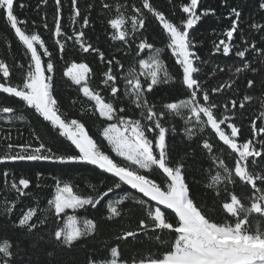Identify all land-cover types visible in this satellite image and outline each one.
<instances>
[{
	"label": "snow or ice",
	"instance_id": "1",
	"mask_svg": "<svg viewBox=\"0 0 264 264\" xmlns=\"http://www.w3.org/2000/svg\"><path fill=\"white\" fill-rule=\"evenodd\" d=\"M223 2L226 4L227 0ZM69 3V25H79L78 29L72 27L70 34L62 23V0H54V28H50L47 13L43 18V28L51 30L55 37L50 51L41 35L31 30L27 20L18 16L17 0H0V15L4 16L25 49L24 62L10 66L0 59V96L18 98L43 124V127L31 128L34 143H7L0 151V164L46 162L62 173L60 176L49 174L53 192L47 200V207L41 210L45 214L44 219L34 221L38 208L28 206L26 210L21 208L14 226L31 235L38 223L48 220L49 214L51 223L55 224L62 214L67 216L69 209L74 213L97 209L102 202L109 213L107 218L112 219L121 216L120 206L125 201H131L139 211L137 228L123 230L116 240L128 242L129 238L138 239L142 233L161 247L147 255L137 253L124 258L118 244L110 248V258L101 261L86 258L80 264H264V229L259 227L258 220L255 221V229L249 226L253 223L250 219L253 213L264 217V167H258V161L264 163V111L251 121L250 139L243 138V125L237 124L229 115L237 107V100L230 96L239 91L237 81L242 74L247 89H264V67H261L264 66V46H258L254 40L249 41L246 29L240 28L241 11L236 7L230 8L228 18L234 16L235 19L224 33L227 42L225 39L218 43L214 41L210 50V54L221 53L222 50V54L227 56L235 49L234 56L239 58L238 66L234 70L228 69L229 78L221 82L215 69L204 71L209 60L198 54L199 41L190 32L202 17L215 15V8H201L202 0L180 4V11L186 16L166 15L156 6V0H135L126 6L117 5L116 18L107 21L115 30L111 38L127 45L126 50L118 51L136 58L139 69L147 70L138 72L135 66H130L123 77L121 60L114 53L102 51L88 35L92 30L90 12L94 5L87 0H69ZM173 3L174 0H168L169 5ZM47 4L48 0H39L37 7ZM99 4L102 10L112 8L107 0H99ZM24 7L19 4V8ZM123 7L128 8L131 15H125L121 11ZM198 8L201 9L199 13ZM258 8L264 11V0H258ZM153 22H158V27L162 26L159 35L164 38L161 40L164 47L156 46L149 32V24ZM34 24L35 21L32 22ZM247 29L262 33L264 23L253 22L247 25ZM236 33L240 38L233 42ZM67 41H72L77 48L70 52ZM38 48L43 49L42 53ZM8 49L11 52V42ZM167 50H170L169 60L175 57L169 66L163 59ZM80 53H95L103 64L102 90L91 86L88 79L91 69L85 63H72L71 68L63 73L72 85L78 86L77 91L89 103L88 111L96 116L98 123L91 126L79 116L72 117L62 110L64 106L57 91V64L68 55ZM144 53H147L146 58L142 56ZM249 53L257 59L249 60ZM42 56L48 59L42 61ZM176 65L179 66L176 70L179 87L185 98H170V102H165L163 97L157 100V93L163 86H175L176 81L169 69ZM249 72L257 73L259 80L248 78ZM104 92L108 93L107 98ZM252 99V95H244L239 107L243 109L244 102ZM76 102L73 100L72 106ZM261 107L264 108V102ZM80 111L87 115V111ZM16 113L14 106H0V120L8 124L16 118L24 119L17 117ZM177 117L183 120L189 138L210 129L214 133L213 140L218 137V142L235 154L231 157V167L224 159L212 157L223 172L221 175L218 171L212 177L213 184L223 180L243 190V194L228 191V197L221 205L226 215H212L193 193L192 184L188 182V165L174 154L168 135L170 131L175 132V126H169V120ZM222 125L230 132H226ZM238 138L243 142L238 143ZM2 139L10 140L11 136ZM53 140H59L60 146ZM213 147L212 141L203 140L202 149L207 153L212 154ZM77 166L99 170L104 176L100 187L89 184L91 193L79 191V186L63 174L65 168ZM0 174L5 178V187L15 190L18 197H27L26 190L32 183L36 182V187H40L39 181L45 177L43 171L24 174L17 171L12 174L9 185L10 170L5 168ZM118 193L123 195L118 196ZM216 195H220L218 190ZM114 197H118L115 203ZM15 208L13 201L5 211L11 214ZM96 229L97 224L92 219L85 218L81 222L76 215H71L67 216L65 226L54 230L53 235L61 250H72L82 238L92 237ZM37 239L42 240L43 237ZM14 256L12 243L4 239L0 243V264H16Z\"/></svg>",
	"mask_w": 264,
	"mask_h": 264
},
{
	"label": "trees",
	"instance_id": "2",
	"mask_svg": "<svg viewBox=\"0 0 264 264\" xmlns=\"http://www.w3.org/2000/svg\"><path fill=\"white\" fill-rule=\"evenodd\" d=\"M112 5L109 10H102L99 4V0H87V3H91L94 7L90 12V19L92 22V30L88 31V35L92 42L96 44L105 53H114L117 58L124 64V69L121 70V77L127 74V69L130 66H135L136 70L139 69L138 64L135 63L136 58L130 55H124L123 52L118 49H127V45L122 44L119 40H113L112 33L115 31L108 24V20L116 18V6L117 5H128L135 0H107ZM189 0H174L172 5L168 4V0H156V6L159 9L165 11L166 15L175 13L177 16H186L180 11V4L187 3ZM39 0H17V14L21 19L28 21L31 26V30L38 32L41 38L44 40L45 45L51 51L55 37L52 35V31L43 28V18L47 13V20L50 28H54L52 24V15L54 8V0H48L47 6L41 5L37 7ZM64 5V12L62 23L64 27L71 33V28H79V25H69V12L70 7L69 0H62ZM19 4L25 5L24 8H19ZM212 7L215 8V15H208L202 17L201 21L197 23L193 30H190L191 35L197 41H199V55L202 58L209 60V65L204 66L205 72H211L213 69L216 70V77L220 78L221 82L224 79H228L230 73L228 69L231 67L234 70L235 66H238L239 58L234 56L233 53L225 56L221 53L210 54V50L213 48V42H219L220 39L227 38L224 35L228 27L231 25L232 19L235 17L228 18L230 8L236 7L241 11L240 17V28L246 29L247 38L249 41H256L258 46H264L262 38H264V32L257 33L254 29H247V25L256 22L264 23V11L258 8V0H227L225 4L223 0H202L201 8ZM83 10V9H82ZM121 11L125 15H131L128 8L123 7ZM201 11L198 8V13ZM35 24L32 25V22ZM158 22L149 24V32L152 38L156 41V46L164 47V43L161 42L163 37L159 35L162 26L158 27ZM166 37V33L164 34ZM239 33L234 34L233 42L239 40ZM11 42V52L8 49V43ZM66 46L71 52L77 46L73 45L72 41H67ZM24 46L15 37L13 30L7 24L4 16L0 15V59H3L10 66L16 62H24ZM58 51V50H57ZM170 50L164 54L163 59L166 66L174 63L175 57L171 60L168 59ZM146 58L147 53L142 54ZM247 58L249 60H256L254 54L249 53ZM48 57H42L43 61H46ZM72 63L80 64L85 63L88 65L91 71L88 74V79L92 87L97 90H102L103 85L100 83L102 79L103 64L99 61V58L95 53L89 55L88 53H80L79 55H68L64 60L57 64L56 78L58 81V94L61 97L63 104V111L68 112L72 117L79 116L83 121L87 122L88 126H91L94 122H97L96 116H93L89 109V103L86 98L83 97L82 93L77 91L78 86L71 84V80L64 76L63 73L72 65ZM179 66L170 67V73L173 75V80L176 81L174 85L163 86L157 93V100L161 97L164 98L165 102H170V98L174 100L185 98L182 94V90L179 87V80L177 74V68ZM264 67V66H261ZM224 71L221 72L220 69ZM248 78H255L259 80L257 73H247ZM143 79V77H141ZM215 82V81H214ZM99 85V87H97ZM239 91L232 93L230 98L237 100V107L233 113H229L233 116V119L237 124H242L241 129L242 136L245 139L251 138L250 126L251 121L259 115L260 111H264L261 107L264 102V89L256 87L254 89H247L246 80L243 78V74L237 81ZM121 87H123V81L121 80ZM107 98L108 93H103ZM252 95L251 101L244 102V108L239 107L240 102L244 95ZM76 100L75 106H72V101ZM11 105L17 108V117H24V119L16 118L12 124H8L7 121L0 120V151H3L6 144L11 142L14 144H22L25 142L34 143L31 137V128L43 127L40 118L34 116L30 109L25 108L18 98L0 96V106ZM87 111V115H84L80 110ZM131 112V107L129 108ZM102 119V118H101ZM98 123V122H97ZM259 124L260 121H257ZM175 126V132H169L170 143L173 146V152L177 158H182L186 161L189 170L188 182L192 184V191L197 196V199L210 211L214 216L226 215V212L221 208L223 202L228 197V191L234 190L238 194H243V190L239 186L232 184H226L223 180L217 184H213L212 177L220 174L223 175L222 170H219L217 165L213 162L212 157L215 156L219 159H224L225 162L231 167L233 164L231 153L227 146L223 145L222 142H218V137L213 140L214 133L210 129L204 133H196L189 138V135L185 131V125L183 120L180 118H170L169 126ZM190 127V126H189ZM222 128L225 126L222 125ZM93 131H96L94 128ZM11 136L10 140H4L2 137ZM55 133H53V137ZM204 139H208L213 142V153L209 154L206 150L202 149V143ZM53 142L60 146L59 140H53ZM238 143H242L243 140H237ZM258 167H264V163L258 161ZM10 170V176L8 178L9 185L11 183L12 174L19 171L20 174L26 172L34 173L36 171L45 172V177L39 181L40 187H36V182H33L30 189L26 190L27 197H18L15 190L10 187H5V178L0 174V243L4 239H8L13 245V251L15 253L14 259L16 264H80L85 261L86 258L96 259L101 261L106 258H110V248L115 247L119 244L122 249V256L128 258L136 255L137 253H143L147 255L150 251L155 252L161 246L154 239L149 236H145L141 233L138 239L133 240L129 238L128 242L117 241L116 236L122 234L123 230H135L137 228V219L139 211L133 207L131 201H125V204L120 206L121 216L108 219V210L102 205L97 206V209L77 210L68 211V214L76 215L78 221L83 219H92L97 224V229L93 233L92 237L82 238L81 241L74 245L72 250L64 249L61 250L58 242L55 241L53 231L58 230L65 217L62 214L61 218L51 223V215L49 214L48 220L45 223L37 224V228L32 230L31 235H26L19 227L14 226V222L18 219L21 208L28 206L37 207V217H34V221L44 219V213L42 209L47 207V200L52 196V181L49 178V174L55 173L60 176L62 173L59 168L54 167L46 162H17L15 164H0V173L3 169ZM65 178H70L72 182L78 185V190L87 194L91 193L92 189L88 187L89 184L100 187L101 181L104 176L99 170H93L90 166H77L71 169L65 168L63 170ZM209 185H213L209 187ZM227 189V191H226ZM217 190L220 195L217 196ZM123 193H118V196H122ZM111 196V194H110ZM118 197L113 198V203ZM16 203V208L11 214L6 213V207L11 206L12 202ZM250 219L253 220L249 226L252 229L257 227L255 221H259V227L264 229V217L253 213ZM43 239H37L38 237ZM167 239V236H164ZM51 253V255H49Z\"/></svg>",
	"mask_w": 264,
	"mask_h": 264
},
{
	"label": "rangeland",
	"instance_id": "3",
	"mask_svg": "<svg viewBox=\"0 0 264 264\" xmlns=\"http://www.w3.org/2000/svg\"><path fill=\"white\" fill-rule=\"evenodd\" d=\"M189 2H190V0H189ZM42 51H43V49H39V48H38V52H41V53H42ZM42 57H43V56H42ZM42 61H43V60H42ZM70 68H71V66H70L65 72H67ZM143 71H147V70L145 69V70H143ZM224 129H225L226 132H230V129H226V127H224ZM68 211H73V210H71V209L67 210V216H71V214H68V213H69ZM67 216L64 217V219H63V224H62V226H61L60 228H62V227L65 226V224H66V222H67ZM81 222H82V221H81ZM78 226H81V225L78 224Z\"/></svg>",
	"mask_w": 264,
	"mask_h": 264
}]
</instances>
